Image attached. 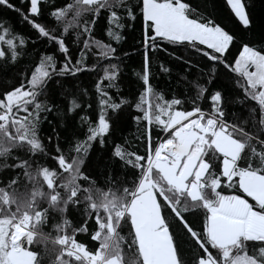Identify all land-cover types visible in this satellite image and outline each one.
Instances as JSON below:
<instances>
[{
    "label": "snow or ice",
    "instance_id": "6c2138e0",
    "mask_svg": "<svg viewBox=\"0 0 264 264\" xmlns=\"http://www.w3.org/2000/svg\"><path fill=\"white\" fill-rule=\"evenodd\" d=\"M222 3L0 0V264H264V11Z\"/></svg>",
    "mask_w": 264,
    "mask_h": 264
},
{
    "label": "trees",
    "instance_id": "16d2710c",
    "mask_svg": "<svg viewBox=\"0 0 264 264\" xmlns=\"http://www.w3.org/2000/svg\"><path fill=\"white\" fill-rule=\"evenodd\" d=\"M198 0H193V3H197ZM216 2V12L215 14L219 16L222 20L225 18V13L223 10V3L222 0H215ZM262 11H264V3H262V0H255V13L257 16H259ZM0 16H3L6 18L11 24H14L17 31L21 33H29L30 29L28 28L27 25L23 24L22 21H20L19 17L16 15V13L11 12V11H3L0 10ZM226 22V21H225ZM229 27L231 25L229 24ZM134 44V41L129 37L128 43L124 45V49L128 50L129 45ZM173 52V49L169 48L168 52H162L160 53V61H163L166 66L170 67L172 70L171 76L168 74L160 73L158 66L153 68V71L157 73V78L153 81V83L157 87L158 92H162L165 98H169L173 93L176 95H179L183 91V85L178 84V77L177 73L182 72L183 70V64L181 61L176 60L174 56L169 55V53ZM183 50H179L175 52L176 56L182 55ZM127 67H124L123 69V77L124 81L122 84V89L124 94L127 96L129 92L134 90V86L130 84V80L134 79L132 76V73L134 71H138L140 69L141 65V56L139 54H133L130 59H127L125 61ZM23 73V64L21 65H16L13 67H9L6 71H0V85L3 83H8V84H16L18 86V81L21 77V74ZM89 80L90 77L87 75H82L81 76V86L88 88L89 87ZM131 98V97H129ZM150 102H155L153 101L152 97H148ZM49 119H52L54 123L57 121L53 117H49ZM124 119L127 120V114L125 113ZM69 124L72 123V121L68 122ZM43 128L45 130H48V124L45 123L43 125ZM227 193L228 190H225ZM81 240H85V236L80 237Z\"/></svg>",
    "mask_w": 264,
    "mask_h": 264
}]
</instances>
